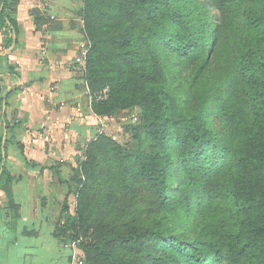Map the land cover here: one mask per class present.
I'll return each mask as SVG.
<instances>
[{
    "label": "trees",
    "instance_id": "obj_1",
    "mask_svg": "<svg viewBox=\"0 0 264 264\" xmlns=\"http://www.w3.org/2000/svg\"><path fill=\"white\" fill-rule=\"evenodd\" d=\"M17 1L1 0L4 33L18 34ZM80 13L92 112L138 107V144L96 134L54 236L78 239L82 264H264V0H82ZM11 139L0 180L22 176L5 166ZM98 185L144 189L154 206L109 216L110 202L92 204Z\"/></svg>",
    "mask_w": 264,
    "mask_h": 264
},
{
    "label": "crops",
    "instance_id": "obj_2",
    "mask_svg": "<svg viewBox=\"0 0 264 264\" xmlns=\"http://www.w3.org/2000/svg\"><path fill=\"white\" fill-rule=\"evenodd\" d=\"M81 6L82 0H18V34L0 28L1 155L6 136L14 137L6 142L5 166L22 175L0 180V264L82 259L53 234L69 191L72 154L109 120L92 112L83 78ZM7 122L18 125L11 131Z\"/></svg>",
    "mask_w": 264,
    "mask_h": 264
},
{
    "label": "rangeland",
    "instance_id": "obj_3",
    "mask_svg": "<svg viewBox=\"0 0 264 264\" xmlns=\"http://www.w3.org/2000/svg\"><path fill=\"white\" fill-rule=\"evenodd\" d=\"M79 16L81 17L82 21V14L79 11ZM84 35V41L86 44V49H88L89 39L86 35V33L83 30ZM84 62V61H83ZM190 68L189 66H183L180 65L177 67V70L175 73L170 75V78H174L175 76L180 77L187 75ZM85 73V69H84ZM84 75V74H83ZM84 78V76H83ZM85 79V78H84ZM87 85L88 82L85 79ZM84 81V83H85ZM89 88V87H88ZM106 88L104 89V91ZM135 114L137 116L136 122L139 119V110L138 107L130 108L129 110L121 111L119 113L113 114L112 116H109V120H107V126L105 127L106 134L113 137L116 141H118L123 147L127 146H134L137 147L138 140L133 137L132 135V129L129 122H134L130 120V115ZM137 124V123H136ZM102 132V131H101ZM96 135L91 136L86 140L82 146L79 147L73 154L71 159V165H73L72 168H68V177L69 179V191L66 195L65 200L61 203V208H67L65 213H70L71 215L75 213L77 209V205L79 203V197H78V189L82 188V183L85 178V174L83 172L82 164L84 161H87V146L88 143L95 138ZM102 154L100 155V157ZM105 160H101V164H105ZM114 165V164H113ZM112 165V166H113ZM98 167L100 168V163H98ZM116 170V169H115ZM103 171H107V169H104ZM81 180V181H79ZM91 195L94 196L93 200V206L94 203L98 202H110V207L107 208V215L113 216V215H122L124 220H142L144 219L149 213H147L146 208L149 206H154L153 197L151 194H148L144 191V189H139L136 191H131L128 188H117L116 190L108 191L107 188L104 186L98 185L96 187L95 192L91 193ZM63 226V229L65 231V237L67 234L72 233V225L67 222H65V219L62 214V219L60 220ZM71 243V248L75 249V255H78L79 257L82 256L81 250L78 248L77 243L78 239L69 240ZM73 244V245H72Z\"/></svg>",
    "mask_w": 264,
    "mask_h": 264
},
{
    "label": "built area",
    "instance_id": "obj_4",
    "mask_svg": "<svg viewBox=\"0 0 264 264\" xmlns=\"http://www.w3.org/2000/svg\"><path fill=\"white\" fill-rule=\"evenodd\" d=\"M81 46L84 48V50L82 52V59L84 61V58H85V55H86V52H87V49H86L87 47H86V44L85 43H83ZM136 119H137V116L135 114L130 115V120L131 121H135ZM79 263L82 264V259L79 260Z\"/></svg>",
    "mask_w": 264,
    "mask_h": 264
}]
</instances>
